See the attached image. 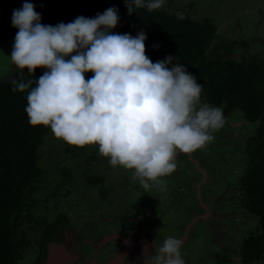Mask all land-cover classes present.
Segmentation results:
<instances>
[{
  "label": "clouds",
  "instance_id": "obj_1",
  "mask_svg": "<svg viewBox=\"0 0 264 264\" xmlns=\"http://www.w3.org/2000/svg\"><path fill=\"white\" fill-rule=\"evenodd\" d=\"M164 3L124 0L129 15ZM119 19L112 6L92 18L42 24L34 4L25 0L11 16L18 31L8 58L21 70L11 91H27L30 125L48 127L69 145H97L110 166L132 170L147 193L165 187L161 178L175 170L178 152L210 143L224 117L220 108L201 101L202 85L183 64L173 63L174 56L153 62L146 55L143 30L135 36L112 32ZM38 67L46 69L38 79L23 78L25 69L33 76ZM89 71L93 75L85 79ZM182 245L168 236L155 252L153 245L150 253L144 247L143 255L150 264H185Z\"/></svg>",
  "mask_w": 264,
  "mask_h": 264
},
{
  "label": "rangeland",
  "instance_id": "obj_2",
  "mask_svg": "<svg viewBox=\"0 0 264 264\" xmlns=\"http://www.w3.org/2000/svg\"><path fill=\"white\" fill-rule=\"evenodd\" d=\"M179 7L192 19H210L215 25L206 52L210 58L255 59L264 65V0H165L162 8L171 11ZM119 17L116 27L131 15L122 13ZM11 51L0 48V73L7 76L16 68L8 58ZM84 75L89 79L93 73ZM223 117L224 124L213 133L210 143L191 153L178 152L175 170L161 178L165 187L152 188L148 191L152 196L146 194L150 198L146 201L148 207L142 199L137 203L146 192L139 180L132 178V170L110 166L97 145H69L55 138L49 129L40 146L38 166L44 174L34 194L32 211L44 215L49 224L64 215L68 221L61 224L60 230L67 246L75 248L88 237L86 240L94 246L99 245L102 237L92 233H112L117 225L122 233L132 229L148 237V228L165 238L181 239L188 221L196 214L199 197L202 205L197 212L203 219L196 220L183 239L181 254L185 264H224V251L230 256V264H264V258L247 262L241 254L245 238L259 230L258 217L244 206L239 183L246 163V141L256 133L259 121L251 122L241 112ZM88 177L95 182L90 183ZM103 210L112 217L118 213L120 218L116 222L102 221ZM129 217L133 223L125 224ZM20 228L22 247L16 264H32L34 242L46 227L23 221ZM53 237L57 239L59 232ZM151 237L155 238L153 233ZM160 239L157 235L155 250L162 245ZM87 250L91 254L92 248ZM110 256L111 251L99 255V260Z\"/></svg>",
  "mask_w": 264,
  "mask_h": 264
},
{
  "label": "trees",
  "instance_id": "obj_3",
  "mask_svg": "<svg viewBox=\"0 0 264 264\" xmlns=\"http://www.w3.org/2000/svg\"><path fill=\"white\" fill-rule=\"evenodd\" d=\"M25 0H0V48L12 50L18 31L11 25L14 9ZM41 14V23L56 25L73 21L78 16L88 18L115 6L119 16L127 12L124 0H27ZM184 19H178L176 12ZM143 30L146 55L153 61L166 56L175 57L202 85L201 100L222 110V113L241 112L247 120L259 121L256 133L246 141V163L239 176L244 206L259 219V230L249 234L242 243L241 254L245 261L264 258V65L255 59L210 58L206 53L216 27L210 19L195 20L182 8L171 11L160 8L152 12L136 9L131 18L111 30L135 36ZM74 54V53H73ZM14 67V65H12ZM46 69L36 68L33 76L27 69L23 78L38 79ZM21 70L15 68L9 76L0 73V264H16L21 242V222L28 221L45 226L40 235L43 261L46 245L61 229L66 217H56L49 224L44 215L33 213L34 195L43 180L38 166L40 146L49 128L32 126L24 109L27 91L12 92L11 81L19 79ZM33 87L35 84L32 85ZM68 151V149H67ZM88 181H95L89 177ZM62 214V212H61ZM34 216V219H33ZM61 222V223H60ZM66 222V221H65Z\"/></svg>",
  "mask_w": 264,
  "mask_h": 264
},
{
  "label": "water",
  "instance_id": "obj_4",
  "mask_svg": "<svg viewBox=\"0 0 264 264\" xmlns=\"http://www.w3.org/2000/svg\"><path fill=\"white\" fill-rule=\"evenodd\" d=\"M199 216L194 217L187 225L186 231L189 227L198 220ZM148 237L144 236L140 232L128 231L126 233L114 231L107 235H104L99 241L102 243H108V250L103 251L101 254L96 251L88 258L84 259L79 253L82 243L88 242V240L79 241L75 248H70L65 242L62 241H50L46 245L45 258L41 264H150V261L146 260L143 255V248L145 247L147 252H151L153 245V252L156 248V236L159 232L156 230L146 229ZM181 240L183 241L185 235ZM152 233L155 238H152ZM111 251V256L104 260H99V255H104ZM83 260V261H82Z\"/></svg>",
  "mask_w": 264,
  "mask_h": 264
},
{
  "label": "flooded vegetation",
  "instance_id": "obj_5",
  "mask_svg": "<svg viewBox=\"0 0 264 264\" xmlns=\"http://www.w3.org/2000/svg\"><path fill=\"white\" fill-rule=\"evenodd\" d=\"M89 178V177H88ZM87 178V179H88ZM203 187H202V192H203ZM147 193H149V192H147ZM147 193H144V195H142L140 198H139V200H138V202L137 203H140V201H141V199L142 200H144L142 203L143 204H145V207H148L149 206V204H147L146 203V201H148L150 198L146 195ZM150 194V193H149ZM151 196H152V194H150ZM139 205V204H138ZM202 204H201V201H200V198L199 197H197V207H196V209L198 210V206H201ZM103 207V206H102ZM144 207V208H145ZM103 209H104V207H103ZM197 210H196V214L194 215V217H196V216H199V218H198V220L199 219H203V217H201L200 216V214L197 212ZM144 211V210H143ZM103 219H102V221H109V220H114V222H116V221H118L117 219L118 218H120V216H118L119 214L117 213H114V217H112L110 214H108V215H106L105 214V210H103ZM108 217V218H107ZM139 217H141V215L139 216ZM193 217V218H194ZM193 218H191L190 219V221H188V223H187V225L191 222V220L193 219ZM128 219V221H125L124 223L125 224H127L128 222L129 223H133L132 222V219L129 217V218H127ZM116 220V221H115ZM121 220V219H120ZM68 221V220H67ZM122 221V220H121ZM123 222V221H122ZM148 223V222H147ZM196 222H194L190 227H189V229L195 224ZM113 226H115V223H114V225ZM187 227V226H186ZM189 229L186 231V235H187V233H188V231H189ZM126 230V229H125ZM186 230V228L183 230V232L182 233H184V231ZM112 231L114 232V231H118V232H121L122 230L120 229V226L119 225H117V227L114 229H112ZM57 232H59V237L55 240V241H62V242H64V236H63V232H62V230H57ZM110 232V231H109ZM99 233V236H101V237H103L104 235H107V234H109V233H107V234H104V231H99V230H95L93 233H92V236H94L93 234H98ZM91 236V237H92ZM181 236H183L182 234H181ZM158 237H159V239H160V241L163 239H165V237H163L162 235L160 236V235H158ZM90 237H88V238H86V239H89ZM86 239H84L83 238V240H86ZM100 240H101V238H100ZM163 240H162V243H163ZM98 241V240H97ZM160 241L158 242V243H160ZM161 243V244H162ZM99 245H93L92 243H88V242H85V247H81L80 246V248H79V253H80V255H81V257L83 258V260L84 259H86V258H88L90 255H92L95 251H96V249H97V251H98V253L99 254H101L103 251H105V250H108V246H111V245H108V243H98ZM108 245V246H107ZM89 247L90 248H92V251H91V254L89 253V251L90 250H87V249H89ZM221 248V247H220ZM32 254L34 255L33 256V258L31 257V261H32V264H34V263H36V261H37V259L43 254V250H42V246H41V243H40V236H39V238H38V241H36V242H34V247H33V250H32ZM31 255V254H30ZM222 255V259H223V263L224 264H230V262H229V258H230V256H228V254H227V252L226 251H224V253H222L221 254ZM44 258H45V254H44ZM43 258V259H44ZM82 260V261H83ZM42 263V261L39 263V264H41ZM81 262L79 261V263L78 264H80Z\"/></svg>",
  "mask_w": 264,
  "mask_h": 264
},
{
  "label": "crops",
  "instance_id": "obj_6",
  "mask_svg": "<svg viewBox=\"0 0 264 264\" xmlns=\"http://www.w3.org/2000/svg\"><path fill=\"white\" fill-rule=\"evenodd\" d=\"M125 13H127V12H125Z\"/></svg>",
  "mask_w": 264,
  "mask_h": 264
},
{
  "label": "bare ground",
  "instance_id": "obj_7",
  "mask_svg": "<svg viewBox=\"0 0 264 264\" xmlns=\"http://www.w3.org/2000/svg\"><path fill=\"white\" fill-rule=\"evenodd\" d=\"M186 236V235H185Z\"/></svg>",
  "mask_w": 264,
  "mask_h": 264
}]
</instances>
